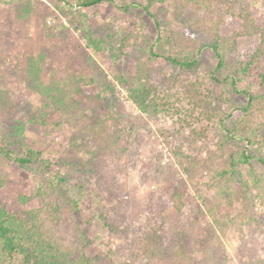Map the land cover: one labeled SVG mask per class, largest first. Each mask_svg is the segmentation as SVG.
I'll use <instances>...</instances> for the list:
<instances>
[{"label": "rangeland", "instance_id": "1", "mask_svg": "<svg viewBox=\"0 0 264 264\" xmlns=\"http://www.w3.org/2000/svg\"><path fill=\"white\" fill-rule=\"evenodd\" d=\"M211 1L214 12H199L197 25L204 26L202 19L223 21L218 34L227 59L259 51L258 72L264 71L262 36H235L241 31L237 15L245 6L255 25L264 27V0ZM146 3L115 0L63 14L52 0H0V121L12 129L24 123L26 144L53 160L52 173H64L70 163L91 161L96 166L81 193L72 180L64 193L79 201L75 220L89 240L85 256L98 257L105 264H139L140 242L148 244V233L158 230L160 240L168 242L167 249L177 246L188 252L190 264H205L211 247L220 248L224 258L216 264L223 260L249 264V253L263 260L264 194L254 188L252 194L244 193L245 182L252 187L247 166L238 167L241 185L234 184L230 197L217 194L221 187L226 190L222 184L212 186L216 171L229 168L230 155L238 151L230 143L220 144L217 121L243 104L244 98L207 78L216 63L208 50L188 77H177L178 70L163 58H150L151 50L162 57L183 58L190 46L180 40L184 30L173 16L175 9L183 11L180 0L151 5L159 28L142 10ZM88 37L103 39L106 50L93 51ZM124 41V56L113 62L108 48L118 49ZM41 53L46 54L42 86L53 87L47 96L38 89L30 93L19 72L27 58ZM144 75L159 91L181 98L179 103L173 100L182 118L189 119L198 117L200 108L183 99L188 96L183 85L197 80L201 103L206 92L214 98L218 115L214 124L202 119L191 130L179 116L160 111L149 118L140 113L117 79L144 80ZM251 80L258 81L257 73ZM108 84L115 93L106 89ZM220 95L229 104L219 101ZM41 115L45 125L28 123L30 117L39 120ZM199 132L203 133L193 136ZM254 165L255 175L261 167ZM41 181L0 155V208L24 220L27 211L41 206L36 195Z\"/></svg>", "mask_w": 264, "mask_h": 264}, {"label": "trees", "instance_id": "2", "mask_svg": "<svg viewBox=\"0 0 264 264\" xmlns=\"http://www.w3.org/2000/svg\"><path fill=\"white\" fill-rule=\"evenodd\" d=\"M52 1L60 5V10L64 14L71 12L72 9L81 10L102 3H113L115 0ZM156 1L163 2V0H147L146 5L141 8L147 16L154 19L155 27L159 28L160 23L151 12V5ZM211 2V0H180L183 11L180 13L178 9L173 11L175 20L181 24L184 30L180 40L184 38V41L186 40L190 46L183 58L162 57L152 50L149 55L152 59L163 58L168 61L173 69L178 70L177 77L182 74L188 77L195 74L202 52L204 50L212 52L216 63L209 71L207 78L219 86H224L226 90L230 88L231 93L244 98L243 104L238 105L231 113L224 115L223 118L220 117L217 121L220 144L230 143L238 151L230 155L229 168L216 171L212 186L222 184L226 190L221 187V191L217 194L230 197L234 184L241 183L238 182L241 175L238 167L247 166L252 177V187L245 182L244 193L252 194L251 188H254L264 194V71L258 72L262 59L261 53L255 51L246 58L227 59L221 44V37L218 34V29L223 21L207 22L202 19L204 26L197 25L201 19L199 12H210L211 10L214 12L211 9ZM237 17L241 21V31L235 33L236 37L260 34L264 43V27L261 29L255 25L248 6L243 7ZM200 28L201 30H199ZM87 39L88 47L93 51L106 50L103 39H92L91 37ZM125 47L126 42L124 41L118 49L111 46L108 48L113 62H117L120 56H124ZM22 64L19 72L21 71L22 80L29 92L38 89L40 95L47 96L48 91L53 87L44 88L42 86L41 78L46 64V54L41 53L37 58L29 57ZM254 72L258 75L257 82L251 80ZM144 76V80L124 77L117 79L128 100L140 113L149 118L157 117L160 111L174 117L179 116L181 124L189 126L191 130L195 125L202 123V119L207 124H214L218 116L214 112V98L210 92H206L204 96L206 101L201 103L203 99L198 91L201 84L197 80L191 83L187 81L183 85L185 93L188 95L183 99L187 100L188 98L191 106L200 108L199 116H189V119L186 117L187 115L182 118V113L178 111L173 100L175 98L179 103L182 101L181 98L159 91L157 85L152 83L148 76ZM172 80L177 83V79L173 78ZM106 89L112 94L115 93V87L111 84L106 85ZM54 100H57V97ZM218 100L226 105L230 102L223 95H220ZM28 123L45 125L44 116L41 115L39 120L34 116L30 117ZM14 129L0 121V155L16 164L24 173L42 178L36 190V195L41 200V206L27 211L24 220L0 208V264H105V260L98 257L85 256L89 240L75 220V215L79 212V201L64 194L65 186L70 180L75 183L74 188L81 193L89 183L87 176L95 174L96 166L91 161L79 165L70 163L67 164L64 173H52V168L55 165L53 160H48L43 156L41 150L26 144L23 137L24 123ZM202 133H194L193 136L198 137ZM254 162L261 167L258 174L255 175L253 174ZM191 163H194V159L191 160ZM220 203L221 201L217 202V204ZM262 204L264 205V201ZM175 208L180 211L182 206L177 203ZM153 231V234L148 233L146 236L148 244L140 242V245L143 244V248L137 255V263L190 264L192 262L188 252L185 253L179 247L174 246L167 249L168 242L160 240L156 234L158 230ZM211 248L205 256V264H216V260L224 259L221 257L220 248ZM248 256L249 264H264V259L261 260L252 253H249ZM132 258L133 254H131V260H133ZM221 264H226V261L223 260Z\"/></svg>", "mask_w": 264, "mask_h": 264}]
</instances>
